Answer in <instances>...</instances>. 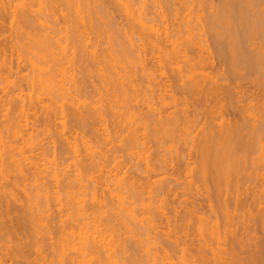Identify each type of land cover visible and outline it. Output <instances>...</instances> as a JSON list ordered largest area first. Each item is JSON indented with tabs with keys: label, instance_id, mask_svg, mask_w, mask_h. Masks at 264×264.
I'll list each match as a JSON object with an SVG mask.
<instances>
[{
	"label": "bare ground",
	"instance_id": "obj_1",
	"mask_svg": "<svg viewBox=\"0 0 264 264\" xmlns=\"http://www.w3.org/2000/svg\"><path fill=\"white\" fill-rule=\"evenodd\" d=\"M95 1L96 0H77V2L76 0H0V26H2L3 28L4 27L3 25L6 24V22L3 21V18H6L5 15L12 17L13 19L12 21H16L17 23V25L14 27L15 29L10 30V32L12 31L11 33H14L13 38H10L7 35L8 37L6 38H9V39L7 40L5 38L6 40H4V42L8 41L9 43L7 42L4 44L3 42V45L0 46V80L1 81L9 80L8 77L13 72L12 71L13 70L12 67L14 65L13 63L16 61L15 62L16 66L14 65L13 67L15 70L14 72L16 75H19L17 77H19L20 78L19 80L22 81L21 84H18V87H15L17 89V93H15L16 91L11 90L8 93L3 94L5 96L4 99L2 98L3 96H1L2 94L0 95V101H3L4 103L5 102L11 103V101H14L15 103V104L13 103L14 104V106L12 107L13 109L11 108V110L13 111H11V114L8 116L9 118L6 117L8 119L5 121V123H3L4 125L2 124L3 127H1L2 130H0V236L2 235L1 237H4L3 235L5 234H1V232L5 229V224H7L6 222L10 221L11 224L9 225L10 226L9 228L11 229V231L9 229V231L5 230V232H7V234H9V232L11 233L9 235H11L13 244L7 245L6 247L7 249L5 248V245L2 244L0 248L3 247L5 251L10 250L9 253L12 255L13 260L16 259L18 263H19V260H21L20 261L21 264H125V261L128 259H126L123 263H121L122 261L120 262V260L123 259V258L121 259V257L128 250L125 248L126 246H124L126 242L125 240H127L126 238L127 236L125 237V235L128 234L129 236L131 234L130 237L132 236V238L135 237V240H139L140 237L149 235L151 231L155 232V230H159L160 227L162 226L160 225V223H158V221H161V219L164 217L165 218L164 220H167V229H168V231L165 232L166 233L165 235H167L166 236L167 238L165 240H168V239L170 240L169 241L170 243L166 241L167 243H169L168 248L166 247L167 244L164 243L163 245H166L164 246L166 249L163 247L164 251H158V252L153 251L152 252V250L155 247L151 245V242L157 243L156 242L157 240L154 238V240L153 241L150 240L151 241L150 242L148 241L150 238L141 239L143 241L141 244L142 246L140 245L141 246L140 249L142 248L143 252H145V254L148 256H151L153 254V258L148 260L149 264H160L159 262H162L161 264H264V244L262 243L258 245V242H257L256 247L258 245L259 248L256 250L254 249L255 251H253L252 250L253 248H252L251 249L253 251L252 253H249V255L242 257L243 255H241L242 254L241 252H244V255L247 252L244 251L245 249L242 250L241 247L239 248V245L243 246V243L239 242L240 240L238 241V234L235 233L236 231L233 230L232 227L230 228L229 226V225H232L231 224L232 219L231 221H229L228 218H226V220H228L229 222L226 221L225 224L228 225L229 227L225 225L224 230L225 232L229 230L230 234H229L228 240H225V242H223L224 240L221 239L219 232H217V229L215 230V226H214L215 223L213 225L212 224L213 221H210L212 222L211 225H213L214 227L210 226V224L208 226V222H209V220H207L208 218L206 219L205 215H203L205 217L201 215L203 213H201L200 211L203 208L199 211L195 207L194 203H189V200L191 199L196 200V198L194 199L192 197L191 199L188 200L189 197H186L184 200H180L178 204L183 203L184 207L181 210H178L177 205H176V200L172 196L176 192L174 193V188H171L170 184H168L169 186L167 185L168 182H165L163 180L164 176L162 175L164 171H165V174H167L166 171L168 170V168H170V170L173 168L174 169L176 168V170L173 169V171H177L178 168L182 166L181 165L182 163L183 171L182 170L181 171L183 175L182 174L181 175L184 177L182 176L181 177L184 179L183 182H184L185 188L184 187L182 188L183 189L182 193L184 195L191 196V193L193 191L195 195L196 194H199L200 196L203 195V197L206 199V203L207 201L209 202V207L213 205L214 201L212 202V200H215L217 207L218 205H220L219 207L223 208V211L221 212V214H225L226 213L225 211H227L228 209H231L227 207L229 206L228 204L230 202L232 203V205H235V206L237 205L244 206L243 203H245V201L247 200L246 199L247 197H245L246 200L243 197L240 198L244 194L242 192L240 194V189L242 188V186L240 185L243 181L242 177H244L245 179V177L247 178L248 175L244 174L245 176H241L242 174L239 172L245 168V165L247 163L246 161L247 158L245 159V157H248L249 155L247 156V153L252 151V147L254 148L256 146V145L254 146L256 141H254L255 138L251 139L252 141H254L252 142L253 145H251V144H248L251 141L248 142L245 139L247 141L245 142L244 139L242 138V136L244 137L245 135H242L243 133L241 134L240 132L246 131L247 129L244 131L242 129L243 127L246 128L247 126L241 125L242 123L241 124L237 122L231 123V122L226 121L227 118L225 119L224 110H223L224 108H226V105L224 104L223 100L226 99L225 102L229 104H233V101L237 102L235 98H238L240 96L237 95L238 94L237 91H234L233 93L235 94L236 92L237 93L236 95L238 96V97H234L236 95L232 96L233 93H231L228 90H227L228 92L226 91L227 92V94H225L226 96L220 95L221 92H223L222 88H224V86L222 88L218 87V86H222V84L221 85L218 83L216 84V82L218 81H215V79L212 80L213 78L212 79L210 78L212 75L214 76L215 74H212V75L210 74L211 76H209V74L206 73L205 68H207L208 64H210V61H211L209 59L210 52L208 54V57L206 53H205L206 55H204L207 45L204 44L205 39H203L202 38L203 36H201L203 35L201 32L202 29L200 30L201 33L197 32V30H199L201 26L203 28L205 25H208V27H210L209 29L206 26L204 28H206L208 31L210 29L215 31L216 29L217 32H215V35L212 36V37H216V36H220L219 34H222L223 28L227 27L228 30H226L227 29L226 28L224 29L225 32H223L225 36L222 35L226 38L228 36H233V35L228 34V32L230 31L231 33H233L232 32L233 30L232 29L230 30V28L231 27L234 28V32L236 33H233V34H236L237 36L234 35L233 37H228L227 38L228 40L220 36V38H223L224 40H227L228 43L232 44V46L227 45L228 43L225 41L227 43L226 44L227 47L231 46V48H233V50H231L233 51V53L232 52H231L232 54L229 53V55L232 57L231 58L229 57V60H227V62L229 61L230 64L232 65L230 66L231 69L233 68L232 70H234V68L235 70L237 68L238 70L243 69L244 71L253 70L254 72H257L259 74L262 72V71L259 72V67H260L259 64L262 63L261 61H259V59L261 56L263 57L264 51L263 50L261 51V48L259 47L260 49H258L256 46V45L259 46V41H258L259 39L256 38L255 36L257 35L258 37L259 35L258 33L260 31L258 29V33H257L256 29H254L255 28L254 26L256 25L254 26L252 25L256 23L257 24L256 27L258 26L260 27L262 24L261 27L263 29L264 23H260V22H262L263 20L262 18L264 17L262 15L264 14L261 13L262 17L260 16V13H259L260 11H258L259 10L258 0H250V2L253 1L251 2V5L254 4L255 7L258 9L256 10L258 12V13L256 12V14L253 12L255 10L249 9L250 6L246 10L247 8L246 5L248 4L244 1L236 0V2L238 1L237 2L238 4H237L235 0H230V2L231 1L233 2V3L231 2L232 3L231 4L230 2H227V0L221 1V2L219 0L221 4L220 3H219L220 5L216 4V7L219 6L222 9V7L225 6L223 9L225 12H227L226 14L232 13V10H234L233 8H230V5L235 6L237 8V9L235 8V10H239L240 12V14H238L239 13L238 11H236V13L235 11H233L232 14H229L230 17L226 15L227 17L226 18L224 17L225 12L222 11L224 12L222 19L220 17L221 16L220 13H219L220 15L215 14V13L209 14V13L216 11V9L215 11H213L214 10L213 7H215L214 5H215L216 0L213 2L214 4L212 5L211 10L209 9L210 8L209 5L211 4L208 5L209 7L208 9L209 11H211L209 13L207 12L208 9L205 10L207 8L205 5H202L206 7V8L202 7L203 9L201 8V6H199L198 11L195 9L197 8L198 6L197 5L194 7V9L196 10L195 12H193V10L192 11L190 10L189 12L188 7L190 6V4H194L195 0H159V1H155L154 3V4H158L159 8L157 7V9H154V4L151 0L150 1L148 0V2L150 3L152 2L151 4L153 5L151 6L149 5L148 2H145L147 0H142V1L119 0L117 2L118 3L117 6L120 8L121 11H123L122 15H124V18L126 19V21L123 24V28L125 26L124 30H126L125 31L126 33L123 32L124 34L123 36L125 37L123 38L126 40V41L124 40L126 42L125 43L126 46L124 43L120 41L123 44L121 45V48L123 46V48L126 49L128 46H130L128 47V49H131L130 50L131 52L127 49L126 50L124 49L122 50L124 54L121 51H120L121 52L120 54L124 55V57H126L127 60H129L128 61L129 63L127 64L130 65L131 59H132L133 60L132 62L138 65L139 67L138 71L140 73L139 83L141 82V77H142L143 79H142L141 84L144 85L145 87L147 86L149 91H151V94L153 93V90L157 88L154 86H158L159 90L158 88L156 90L158 91L157 93L159 94L157 95L158 97L159 95H161V97L158 98L160 102L159 107L153 108L150 111L152 116L151 115L147 116L146 118L147 122L145 121V119L144 121H142L144 123H142L140 120V122L143 125L142 128L144 129V131L141 132L143 136H141V133L139 134V130H140L139 122H138V125L137 124L135 125V122H133V120L131 119H130L131 122L129 120L126 121L127 122L126 127L128 126V122L134 123L136 127L130 126V128L133 127V129L132 128L130 129L129 127H127L129 129L128 130L129 133L127 132L128 135L126 136L127 137L126 145H123V147L125 146L126 150L128 149L132 151L133 149V151L130 152L131 154L129 158L135 159L136 163L135 164L132 163L133 165L137 164L136 166L139 165L141 167L140 169L141 171L140 170L138 171L139 167L137 168L135 166L137 168L136 170L137 175L140 174L141 176L143 174L142 177L144 179L143 180L144 182L139 181L140 180L139 176H137L139 177V180H133L135 179L134 177L135 175H133V177L131 176L133 173L131 175H129L130 174L129 173L127 174L129 176H126V172L124 174V169H122L121 167L122 164L125 162L121 164L120 162H122L123 160L120 161L116 159V157L112 153H110L109 151L110 148H108L109 147L108 144H110V141H109L110 138H108L109 133L108 132H106L108 134L105 133L107 129L106 130L104 129L106 128L105 127L106 123L103 124L106 121L104 120L105 119L104 117L106 116V119H107L108 114L112 112L111 109L115 110L116 107L119 108L121 104L123 106L124 102H126L125 99H128L130 97V95H128L129 89L127 90L128 86L131 87L132 85L131 88L134 90L136 89L137 86L133 88L134 84L132 83L134 82H132V80L131 81L129 80V78L131 77L130 72L132 71L126 72V70L121 69L125 71L124 72L125 74H123V71L117 72L118 68H122L121 66H117V63H116L117 59L119 60V63L123 60V59L122 60L120 59L121 57L117 58L115 55L114 56L116 58L114 56H108V54L111 55V52H113L109 48L108 50H110V52L107 53L106 55L107 58H105V56L103 55L104 54L103 52H102L103 54L100 55V53H98L99 50L98 52L96 50V47L99 46L98 45L99 41L96 40L95 37L98 36L97 34L101 35L103 29L100 31V33H98V31L100 30V28L98 27H100L101 25L97 23L96 20H98L99 22L100 17L96 19L95 14H99L101 10H102V14L104 12L105 15L108 14V12L105 11L104 9L105 7L104 8L101 7L104 10L101 9L99 3H95ZM197 1L198 2L196 1L195 2L201 3V1L205 2L206 0L205 1L197 0ZM239 1L241 4L239 3ZM137 2L138 4L139 3L141 4L138 5ZM222 2H225L226 5L225 3H223V6H221ZM234 3L237 4L238 7ZM255 3L257 4V6ZM97 4L99 5L98 9L100 11L96 9L98 7ZM242 4L244 7L242 6ZM59 6H63L65 10L64 12H66L62 14L63 10L61 9L62 10L61 13L60 11L58 12L60 13V16L63 19H65L66 22L71 23L69 27L70 34H66L65 37H59V35H57L56 25L58 24H56L55 20L53 21L50 19L53 16H55L56 12L58 11ZM72 6H74L73 8H74V11L76 10V12L79 11L76 9V7L79 9L81 7L86 12L87 18L86 16H84L86 19V22L85 20H81L83 18L79 17V15L81 16V14L85 15L84 11L83 13L80 14V12L82 11L80 10L77 13L74 12L76 13L74 14L72 11L73 9ZM219 7L218 9H220ZM243 8L245 9V11ZM183 9L186 10V11L184 10V13L182 12ZM199 9H201V11ZM202 10H205V11H202ZM250 10L252 11L250 12ZM71 11L73 14L71 13ZM203 12H206L208 16L206 13H204L206 14L205 16L207 17L203 18V15H204ZM93 13H94V16H93ZM234 13L237 16L234 15ZM245 13L249 17L254 16V18L259 20L260 22L258 21L259 23L258 22L254 23L248 16L247 17L244 16ZM233 16H235L236 18L240 17L241 19H244V20H241L239 18L238 19L234 18L235 21L238 20L236 22H241L240 23L242 24L241 27H243L244 30L239 28V26L235 25V21H233L234 20ZM49 19L51 20V22ZM227 19L228 20L231 19V20H229V22H226ZM231 21L233 22V25L238 28V30L232 24H230L232 23ZM223 23L224 24L226 23L228 25L230 24L232 26L229 27L230 25L229 26L226 25L225 27H223L224 26ZM221 26H222V30L220 28ZM252 26L255 32L251 31ZM12 27L13 25L10 27V29H13ZM88 28L90 29V31L91 29L92 31L94 30V32L96 31V33H93L97 35V36L94 35L95 39L93 37L92 38L89 37V33L87 32ZM245 29L247 30L245 31ZM3 30L1 32V29H0V33L3 34ZM238 31L241 33L242 32L244 33L245 31V33L247 34L243 35L239 33ZM212 32L210 33L212 34ZM248 32H252V34L253 33L255 34L254 37L258 41V44H257V41L255 42L256 43L255 46L253 45L255 39H253V36H251L252 35L251 33L250 35H248L249 34ZM0 36L2 35L0 34ZM250 36L252 38H250ZM248 38H250L253 42L251 43V40ZM230 40H232L231 41L232 43L230 42ZM246 40H247V43H246ZM249 41L251 45L257 48L258 51L255 50L254 47H252V49H254L255 52L257 51L256 54L254 51H252L254 53L249 51L251 49V46L250 48L246 46V45H249ZM69 42H71L70 43L71 45L69 44ZM244 42L246 43V45ZM1 43L2 42H0V44ZM214 48H213L214 51L215 50L220 51V52L215 51V53L217 52L216 54L217 57L219 56L218 54L221 55L223 53V55H226L225 53H227V52L221 53V50H220L221 47L217 48L216 46H214ZM105 51L107 50L105 49ZM227 51H230V50L227 49ZM258 52H262L263 55L261 53L260 54L261 56H260ZM132 53H135V54L132 55ZM223 55H221L222 59H223ZM89 56L92 58V59L90 58L89 60L90 61L92 60V62L95 63L94 64L95 66L97 64L100 66V64H102L101 63L102 61H106L107 63L108 61L113 62V60L115 59L113 63L116 64L117 66L116 68L113 63H112L113 64L112 66V64L109 65L110 62H108L109 64L107 63V65L105 62H103V65L108 66L109 69H110V66L113 67L112 70H109L112 72H109V71H108L109 73L106 72L108 70L107 68H106L107 70L104 68L106 66L104 67L100 66V70H99L98 65L96 66L98 69L97 71H103V69H105L104 71L106 74L104 73L105 75L103 76L106 80H108L114 92V95H113L114 97H112L111 99H114V98L115 99L110 100L111 102L109 101V103L111 104L110 106H108L109 108L108 111L110 110L111 112L109 111L110 112L109 113L106 110L108 112L107 115H103L102 117L101 113L105 114L106 108L105 109L102 108V110L104 109L105 112L101 110L99 114H96L98 113V112L95 113V111H98L97 108L95 109L96 104H94L93 106V103L91 104V103L85 102V100H83L84 101L83 102L82 99L78 96L85 105L88 103L87 104L88 106L85 109L81 108V110H78V111L75 110V111L78 113L80 111H83V112L86 111L87 113L85 115L90 119H92L95 116L94 119L96 121L100 117L101 120L99 119V124L100 123L103 124V127H104V128H101L102 125L101 127L99 126L102 131L99 130V128L95 126H93V128L90 130L91 127L89 128L87 125L89 129L86 130L87 132L85 130L83 132L82 130V133L81 131L79 132L73 127L75 131L79 132L78 133V132H74L72 128H69L68 126H66L70 122L65 124L66 120L64 119L67 117V114H65L66 113L65 110L67 108L65 106L69 104V106L71 107V105L73 106V104L75 105L77 104V106L74 108L78 109V105L82 103L80 99L77 97V95L74 94L76 93V91L71 89V87L69 86L70 81H72L71 79H73L69 66L71 67L73 64L75 66L76 63L79 66L80 65L84 66L85 63L84 64L82 63L86 62V58ZM101 56H104V57H101ZM131 56H133V58H130ZM108 57H111V58H108ZM126 58L124 59L126 60ZM104 59H110V60H104ZM125 60H123L122 63H124ZM127 60L125 62H127ZM261 60L263 61L262 64L264 66V58ZM23 61L25 62V65L28 64L29 66L28 72L25 74H21L22 68H21L20 63ZM263 66L261 65V67ZM3 68L8 69L9 73L6 70L7 71L6 73L8 75L7 74L5 75V72L4 73L2 72ZM85 68L83 67L82 69H85ZM123 68L127 69V66L125 67L123 66ZM166 68L169 70V72L170 71L173 73L175 72L174 74H171L170 72V75L174 81L179 80L181 82L180 83L181 90H184L183 95H185L183 96L181 94L182 99H180L181 97H177L178 95L170 93V90L168 89L170 85H167L165 82H164L165 84L158 83V81L161 83L163 81L158 80V76H156V74L160 73L161 75H164V77H166L165 76ZM260 69L262 70V68ZM228 72L231 73L229 70ZM88 73L90 74V71H88ZM263 74L264 73L262 72V75ZM174 76L177 80L174 79ZM225 76H227V74ZM206 78H210L207 80H211L209 81V83L210 82L212 83V84H209L210 86L208 85V87L206 83ZM130 79H132V77ZM154 79H156L157 82L154 83ZM165 79L163 80L165 81ZM125 82L126 83L128 82V84H131V85L127 84L128 86L126 85L127 87L126 88ZM262 82L264 83V80ZM156 83H158V85ZM225 87L228 88L229 86H225ZM219 89L221 92L219 91ZM238 89L240 90V88ZM3 90L4 88H1V92ZM156 90L154 91V93L156 92ZM181 90L180 91L176 90V92L177 91L181 92ZM260 93H261V96H259ZM262 94H263V98H262ZM252 95H253L252 97H257L255 99L256 102H254L256 104V107L259 108V105H260V109L263 110V111H260L262 113L258 111L260 113V117L258 113V119L260 118L259 125L258 126L254 125L256 127L255 129L258 132L252 133V135L256 134L257 138L259 137L264 138V88H263V93L259 92V95L257 94L256 96H254V94L252 93ZM119 96L123 98L121 99L122 101L119 100L120 99ZM186 96H189V97H186ZM242 96L244 95L242 94ZM190 97H193V99H195L194 101L198 102L197 104L198 108L196 106H193L194 109L193 107H191L194 111L189 109L190 106L187 104L189 101V99L187 100V98H190ZM243 98H246V97H243ZM253 99L251 98V100ZM179 100H182V101H179ZM243 100L244 99H242V101ZM118 101L122 103L117 105L119 103ZM89 104L91 107L90 110H89ZM125 105H127V103L124 104L125 110H123V112L118 113L117 109L114 111L115 114L118 113L114 116V118L117 117V115H120L121 117V115H124L126 110L128 111V108H130V103L128 104L127 107ZM169 105L174 107L173 111H169L166 113L165 111L161 110L164 108L166 109V107ZM234 105H236V103ZM251 106H253V104ZM37 107L38 108L42 107L41 109L43 113V120H42L43 122L38 121L40 123L39 129L43 127L42 125H45V128L43 129L47 131L51 130L49 131L51 133H53L52 130L54 129L55 131L54 134L58 133L56 136L59 135V137L60 136L62 137V140L61 138H59L61 140L60 143L62 145H65V147H63L62 145H61L62 147L61 146L60 147L67 149L66 151L71 152L70 153L72 154L70 155L72 157L70 158L72 159L71 164L68 163L67 166L64 165L65 167L62 166V168H60L59 163L56 164L57 163L56 160H55L56 162L54 161V159L50 160L49 158L46 157V154L43 155V154H40V152L39 154H37L34 151L36 150L35 148H37L36 145L34 144L35 143L37 144V141L41 140L40 137L38 136V133H40V131H43V130H40L38 132L39 130V129L37 130L38 126L37 128L35 126V125H38V123L36 124L37 122L36 120H40L38 119V117L37 119L34 117V115L36 114L35 112H37L38 110ZM92 107L94 109L93 112L95 113V115L93 112H90L92 111ZM235 107H237V105ZM235 107H234V110L236 109ZM238 107H241V106L239 105ZM120 108H123V107H120ZM196 108L201 110V112L203 110L202 115H200L201 112L200 114L198 113L199 110H197ZM246 108L244 107L242 108V110L245 111ZM248 108L249 109L247 111L250 110V107ZM253 108L254 107H252V109ZM242 110L240 111L242 114L239 111L238 112L241 115H244L245 113H243ZM191 111H193V113H191ZM251 111L250 113L252 115L253 110ZM88 112L90 116L88 115ZM130 112L128 114V117L130 114L131 116L133 114ZM9 113H7V115ZM76 114L77 113H75V117L73 116L74 118H77ZM78 115L81 116L82 114L79 113ZM85 115H82V116L85 117ZM234 115H236L235 112H234ZM254 115L255 114H253L252 116L254 117ZM32 116L35 118L34 119L36 121L35 124H34V121L32 124L29 121ZM68 116L71 117V115H68ZM201 116H204L205 119L204 118L200 119L199 117ZM87 117L85 118L82 117L83 121L85 120L84 122L89 120V119L86 120ZM109 117L110 119L112 117V123L114 122V120H116L115 122L117 124L119 123L117 122V120L119 121L122 119V117L121 119H116V118L114 119L113 116H111V114ZM248 117L249 116L246 117L245 115V118H248ZM216 118H220V119H217L218 121H216ZM239 118L243 119V116L242 117L240 116ZM236 119H234V121ZM80 120L81 118H79V120L74 119V121H77L75 122V124L76 123L80 124L83 122L82 120L81 122H79ZM123 120H124V117H123ZM200 120H202L203 122ZM246 120L247 119H245V121ZM93 121H91V123ZM29 123L31 124V126ZM41 123L43 124L41 125ZM86 123H89V121ZM86 123H83V124L86 125ZM122 123L123 121L121 122V125ZM246 123L244 122L243 124L246 125ZM124 124L122 126H124ZM57 126L61 127V128L59 127L60 130H57L55 128ZM33 127H35V129H33ZM66 127L69 129H72L73 131L69 129L67 130ZM115 127H118V126H115ZM123 128H125V126ZM29 129L31 132H29ZM147 131L149 132L147 133ZM145 133H147L148 136L150 135L149 133H152L151 136L154 137L155 139L154 143H156L157 145L159 142L163 143V140L161 139H166V138H170L172 140L174 139V143L176 142V139L177 140L179 139L178 142H180V140L182 141L180 143V145L182 144L181 148H179L180 146H177L178 144L176 143H175L176 145L174 143L173 144L170 143V145L167 146V148L162 150L160 148V145H161L160 144L158 146L160 151L159 150L157 151L156 149L157 146L155 148V152L157 151V156L159 152L161 154V151H163V154L161 155H165L166 153H168L169 157L167 156L168 157L167 159H169L172 157V154H173L174 155V157H172L173 159L171 160L169 159L170 161H167V159H163L165 156H163L162 159H160V157L158 156L159 157L158 159V158L153 157L152 155L151 156L153 158H149L150 154H154L153 153L154 150L149 151L150 149L147 146L148 143H146L148 142L147 137H146L147 135ZM175 133H177L179 136L175 135ZM151 136H150V139H153L151 138ZM143 138L145 139L143 140ZM36 139H40V140L36 141ZM258 140L261 141V139H258ZM62 141L64 144L62 143ZM166 143L164 142V145H166ZM183 148H185V150H183ZM179 149H182V150L180 151ZM60 150L58 149V151ZM83 151L85 153L87 152L88 155L92 158L91 160V158L89 157L91 160L90 161L88 156L86 157L87 155L86 153L85 158L88 159L89 162L86 161L88 164L83 163V161L85 162V159H83L84 157L82 158ZM164 152L166 153L164 154ZM170 153H171V156H170ZM78 156H80L83 160L81 158H78ZM132 164L130 165L132 166ZM136 168H133V170H135ZM259 169H257L256 174L262 175L263 177L262 180L264 181V171L262 172V174H259ZM136 171L135 172L133 171V172L136 174ZM138 172H141L142 174ZM122 173L124 175H122ZM251 177L252 176L248 178L250 179ZM262 180L261 182H263ZM24 181H26L25 184L23 183ZM138 181L139 183L137 184ZM261 186H262L261 189L264 190V182L261 184ZM203 191L205 193H203ZM144 194H147V197H146L148 199L147 201H145V198L142 197ZM169 194L170 195L172 194L171 195L172 198L169 196ZM200 199L201 197L199 198V200ZM53 204L54 206L57 205L56 208L66 214V215L64 214L65 218L63 220L60 217V213H59V217L62 219L61 220L59 218L60 222L68 221L69 225H67L66 228H63L65 227L63 226V224H66V223H63V224L58 223L57 230H59L58 229L59 225H61L62 227L60 226L61 229L59 230V232L57 230L55 232V233L58 232V236L55 234L58 237V241L56 238L57 242L54 243V246L52 245V241L51 243L48 242V244L52 245L50 248V251H52V255H53V256L50 255L51 253L49 254V256H52L53 259L52 258L48 259L49 260L48 261L46 259L47 255H43L42 245L45 243L44 239H47L48 236H51L50 234H53V232L55 231L54 230L52 232L50 230L51 226L49 227V224L51 223L50 219H52L51 217L53 213L50 215V212L48 211L51 210L49 208ZM213 207L210 208V212L212 211V213L214 212ZM167 209L169 210L165 211ZM219 210L221 211V209ZM259 211H261L260 208H259ZM139 214L142 215L140 216L141 218H138ZM49 215H50V219L47 218V216ZM57 215L58 214H56V216ZM155 215L157 216L155 217ZM226 215L228 216L230 215V213L225 214V217ZM157 217L159 218L162 217V218H160V220L159 219L157 220L156 219ZM228 217L230 218V216ZM44 218H46L45 220L49 219L50 223L49 224L45 223V220L43 221ZM55 218L54 220L57 219ZM214 218L213 220L215 222ZM255 218H256L255 220H257L258 223L261 221L260 223L263 225L264 224L263 223L264 222L263 221L264 211L259 212L258 217H255ZM172 221L174 222L173 223L174 225L171 224ZM191 222L192 224L195 223L194 225L195 228L194 226H192L193 227L192 229H195L196 231L194 230L193 232H196L195 234H198L197 242L196 244H194L193 247H189V243H188V236L189 234H191L189 233L190 230L188 231L189 229L188 227L190 226ZM118 223L124 225L126 230L124 229V227H123V230L127 232V234L125 232L118 231L119 230V228L117 227ZM216 223L218 224V221H216ZM25 224L30 225L29 232L32 234H28V232L25 234L24 230L26 229H23V227L26 226ZM53 225L54 224L52 223V226ZM32 226L33 227L36 226L37 228H39V230L37 228L33 229ZM38 226H41V227H38ZM44 226H45V230L42 229L44 228ZM26 227L28 228V226ZM260 227L264 228V226H260ZM51 228L53 229V227ZM5 232L3 231V233ZM22 232L24 234H22ZM122 233H124V238L126 239L122 238L123 237ZM251 234H252V231H251ZM23 236L24 237L26 236L27 238L29 236V240L26 242L25 241L23 242V240H25ZM22 238L23 240H21ZM2 240L4 242V239ZM2 240L0 242H2ZM261 240L259 239V241ZM222 244H225V246L222 247ZM179 245L181 246V248L179 249L181 250L179 251L181 252V255L177 258V255H175V253H178L176 252L178 249L177 250L175 249L176 251H174L173 249L174 247H177V246L179 247ZM8 246H10L9 247L10 249L8 248ZM246 247H248V245ZM171 251L172 253H174L173 255L176 256V258L179 261L174 260L176 258H173ZM32 252L34 253L33 254L34 258L28 260L29 257L31 258ZM123 257H126V256H123ZM134 257L136 258L135 260L139 259L136 256ZM157 258L160 260H158ZM130 260H131V257L129 259V262ZM135 260H132L134 264L138 263L140 259L134 262ZM157 260L159 262H157ZM133 263L130 262L129 264H133ZM0 264H3L2 259H0Z\"/></svg>",
	"mask_w": 264,
	"mask_h": 264
},
{
	"label": "rangeland",
	"instance_id": "obj_2",
	"mask_svg": "<svg viewBox=\"0 0 264 264\" xmlns=\"http://www.w3.org/2000/svg\"><path fill=\"white\" fill-rule=\"evenodd\" d=\"M119 0H96L95 1V3H99V5H100V8L101 7H105L104 9H105V11L106 12H108V14H106L105 15V13L103 12V14H102V10H101V12L99 13V14H95V17H96V19L97 18H99V22H98V20H96L97 21V23H99L100 25V27H98V28H100V30L98 31V33H100V31L102 30V33H101V35H99V34H93V33H96V31L94 32V30L92 31V29H91V31H90V29L88 28L87 29V32L89 33V37H93L94 38V35L95 36H97V37H95L96 38V40H98L99 41V46H97L96 47V50H97V52H98V50H99V52L98 53H100V55H102L103 53V55L105 56V58H107V53H109L110 52V50L111 51H113V52H111V55H109L108 54V56H116L117 58H120L121 60L123 59V60H125L124 58H126V57H124V55H122V54H120L121 52L123 53V51L122 50H124L125 48H123V46H122V48H121V45H123L122 43H126L125 41V37L123 36L124 34H123V32L124 33H126L125 31L126 30H124V28H125V26H124V28H123V24H124V22L126 21V19L124 18V15H122V12L123 11H121L120 10V8L117 6L118 5V2ZM138 1V0H137ZM139 1H142V0H139ZM150 1V0H149ZM152 2H153V4L155 3V1H159V0H151ZM196 2H198L197 0H195ZM194 1V4H190V6L188 7V9H189V12H190V10L192 11L193 10V12H195L196 10L198 11V7L199 6H201V8L202 7H205L204 9L205 10H207L209 7V9L211 10V8H212V5L214 4L213 2L215 1V0H204L205 2H202L201 0H199V1H201V3H196ZM211 1V2H210ZM221 1H225V0H220V2ZM240 1H244V2H246L248 5H246V10L249 8V6H250V8L249 9H253V10H255V11H253L255 14H256V10H258V11H260L259 13H260V16H261V13H263L264 14V0H258V9L255 7V5H254V7H253V5H251V2H253V1H251L250 2V0H240ZM240 1H239V3H240ZM76 2H77V0H76ZM144 2V1H143ZM145 2H148V0L147 1H145ZM144 2V3H145ZM151 2V3H152ZM207 2H209V3H207ZM217 2V0L215 1V7H213L214 8V10L213 11H215V9H216V11L215 12H212V13H209V12H211V11H209V9H208V13L209 14H221V19H222V17H223V14H224V7H222V9H221V7H219L220 9H218V7H216V4H218V5H220L221 3L219 2V0H218V2ZM227 2H230V0L228 1L227 0ZM232 2V1H231ZM230 2V3H231ZM235 2H236V0H235ZM238 2V1H237ZM236 2V3H237ZM255 2V1H254ZM80 3V2H79ZM113 3H115V4H113ZM143 3V4H144ZM149 3V5L151 6V5H153V4H151L150 2H148ZM158 3V2H157ZM203 3V4H202ZM220 3V4H219ZM223 3H225V2H222V5L221 6H223ZM233 3V2H232ZM231 3V4H232ZM243 3V2H242ZM245 3V4H246ZM75 4V3H74ZM137 4H138V2H137ZM136 4V5H137ZM139 4H141V3H139ZM138 4V5H139ZM209 4H211V5H209ZM235 4V3H234ZM238 4V3H237ZM237 4H235V5H237ZM241 4V3H240ZM244 4V5H245ZM256 4V3H255ZM99 5L97 4V8L96 9H98L99 8ZM146 5H148V4H146ZM155 5H157V6H155ZM198 5V6H197ZM202 5H205V6H202ZM208 5H209V7H208ZM225 5H226V3H225ZM134 6H135V4H134ZM195 6H197V8H195L194 9V7ZM242 6H243V4H242ZM256 6H257V4H256ZM74 6H72V8H73ZM76 7V6H75ZM157 7H158V4H154V9H157ZM227 7V6H226ZM237 7H238V5H237ZM241 7V6H240ZM244 7V6H243ZM36 8V7H35ZM103 8H101V9H103ZM159 8V7H158ZM229 8V7H228ZM230 8H233L234 10H232V13H233V11H235V13H236V11H238L239 12V10H235V6H231L230 5ZM60 9V10H59ZM63 11H62V10ZM76 9L77 10H82L81 12H80V14L81 13H83V9L80 7V9L79 8H77L76 7ZM103 9V10H104ZM203 9V8H202ZM237 9V8H236ZM244 9V8H243ZM99 10V9H98ZM184 10L185 9H183V13H184ZM200 11H201V9H199ZM205 10H202V11H205ZM230 10V9H229ZM60 11V13H61V11H62V14L63 13H66V12H64L65 10H64V8H63V6H59L58 7V11L56 12V14H55V16H53L52 18H50L51 20H55L56 21V24H58V25H56V33H57V35H59V37H65V35L66 34H70V32H69V27H70V22H66V20L65 19H63L61 16H60V13H58ZM72 11H73V13L74 12H76V10L74 11V8L72 9ZM72 11H71V13H72ZM79 11H77V12H79ZM100 11V10H99ZM186 11V10H185ZM199 11V12H200ZM219 11V12H218ZM222 11H224V12H222ZM227 11V10H226ZM242 11V10H241ZM244 11H245V9H244ZM252 10H250V12H251ZM261 11H263V12H261ZM76 12V13H77ZM217 12V13H216ZM249 12V11H248ZM252 12V13H253ZM72 13V14H73ZM76 13H74V14H76ZM84 13H85V15L83 14H81V16H83V17H81L79 14V17L80 18H83V19H81V20H85V22H86V19H85V17L84 16H86V18H87V14H86V12L84 11ZM185 13H187V12H185ZM204 13H206V12H203V14ZM227 12H225V15H224V17H226V15L227 16H229V14H232V13H228V14H226ZM234 13V15H236ZM247 13V12H246ZM246 13H245V15L244 16H248V15H246ZM253 13V14H254ZM258 13V12H257ZM124 14V13H123ZM193 14V13H192ZM207 14V13H206ZM206 14H204L203 15V18L204 17H207L208 16V14H207V16H205ZM219 14V15H220ZM238 14H240V12L238 13ZM243 14H244V12H243ZM249 14V13H248ZM254 14V15H255ZM100 15V16H99ZM250 15H252V14H250ZM259 15V14H258ZM93 16H94V13H93ZM105 16V17H104ZM237 16V15H236ZM262 16H264V15H262ZM261 16V17H262ZM4 17V16H3ZM5 17L6 18H3V21L4 22H6V24L5 25H3L4 27L2 28V26H0L1 28V32H2V30H3V34L2 33H0L2 36H0V42H2L1 44H0V46L1 45H3V42H4V40H8L9 38H6V37H10V38H13V34L14 33H11L10 32V30H14L15 28V26L17 25V23H16V21H12L13 19H12V17H9L8 15H5ZM8 17V18H7ZM230 17V16H229ZM240 17H241V15H240ZM240 17H235V16H233V19L235 18V19H241ZM249 17V16H248ZM108 18V19H107ZM110 18V19H109ZM227 18V17H226ZM244 18V17H243ZM254 23L255 22H258L259 20H257V19H255L254 18V16L252 17V16H250L249 17ZM49 19V20H50ZM101 19V20H100ZM225 19V18H224ZM232 19V20H233ZM235 19L233 20V21H235ZM249 19V20H250ZM263 19V20H262ZM261 20H262V22H260V23H264V17L262 18ZM6 20V21H5ZM51 20H50V22H51ZM229 20H231V19H229ZM229 20L227 19V21L226 22H229ZM241 20H244V19H241ZM256 20V21H255ZM12 21V22H11ZM225 21V20H224ZM236 21H238V20H236ZM235 21V25L236 26H239V28H241V29H243L244 30V28L243 27H241V25L242 24H240L241 22H236ZM251 21V22H252ZM58 22V23H57ZM232 22V21H231ZM258 22V23H259ZM224 24V23H223ZM223 24H222V26H223ZM230 24H232L233 25V22L232 23H230ZM229 24V25H230ZM7 25H9V26H7ZM13 25V29H10V27ZM221 25V24H220ZM229 26L228 24H224V26L223 27H225V26ZM232 25H230L229 27H231ZM253 26L254 25H256L257 26V24L255 23V24H252ZM259 25V24H258ZM206 27H208V25H205ZM204 26V27H205ZM222 26L220 27L221 28V30H222ZM234 26V25H233ZM243 26H244V24H243ZM250 26H251V24H250ZM253 26H252V32L254 31L255 32V30H253ZM256 26H254L255 28L254 29H256V31H257V33H258V29H259V35H258V37H257V35L255 36V34L253 33L252 34V32H248L249 34L248 35H250V33L252 34L251 36H253V39H255V41H254V43L257 41V39L256 38H258L259 40V46L258 45H256V43L254 44L253 43V45L255 46H257V48L258 49H260L261 48V51L263 50L264 51V24H263V29H262V24H261V26L259 27H256ZM5 27H6V29H5ZM202 28V26H201V28L199 29V30H197V32H199V33H201L202 32V34L203 35H201V36H203L202 38L203 39H205L204 40V44H206L207 46H206V51L204 52V55H206L207 54V57H208V54H209V52H210V54H209V59L211 60L210 61V64H208V66H207V68H205L206 69V73H208L209 74V76H211L212 74H215L214 76L212 75L210 78L212 79V80H214L215 79V81H218V82H216V84L218 83V84H222V86H218V87H223L224 86V88L226 89L227 87H225V86H229L226 90L224 89V88H222L223 90V92H225V93H223V92H221L220 91V89H219V91L221 92V94L220 95H223V96H226L225 94H227V92L228 91H230L231 93H233L234 91H237V93L235 92V94L233 93L232 94V96H234V95H238V96H240V97H238L237 95L236 96H234V97H238V98H235V100L237 101V102H234L233 101V104H229V103H227V102H225L226 101V99H224L223 100V102H224V104L226 105V108H224L223 110H224V115H225V119L227 118V120L226 121H228V122H231V123H234V122H237V123H242L241 125H243V126H247L246 128L245 127H243V131L244 130H246V131H244V132H240L242 135H245L244 137L242 136V138L244 139V141L245 142H249V141H251V142H249L248 144H251V145H253V143L252 142H254V141H256L255 142V144H254V148L252 147V151L251 152H249V153H247V156L248 157H245V159L247 158V163H246V165H245V168L244 169H242V168H240V169H242L239 173H241L242 175L241 176H245L244 174H247L248 176H247V178L248 177H250V176H252L250 179L248 178H246L245 177V179H247V180H245L244 179V177H242V183H241V185L240 186H242V188L240 189V194H241V192L242 193H244L240 198H244L245 199V197H247L245 200V203H243V205L244 206H242V205H237V206H235V205H232V203L230 202V201H228V202H230L228 205L229 206H227V207H229V208H231V209H228L227 211H225L226 213L225 214H229L230 213V215H228V216H230V218L226 215V217H225V214H221V212L223 211V208H221V207H219L220 205H218V207H217V205H216V201L215 200H212V202H213V205H214V207H213V205L212 206H210L209 207V202L207 201V203H206V199L203 197V195H199V194H194V191L191 193V196H189V195H184L182 192V188L184 187L185 188V185H184V179L182 178V177H184V176H182L183 174H182V171H183V169H182V166H183V164L181 163V165L182 166H180L179 168H178V170L177 171H173V169H171L170 170V168H168V170H167V168H166V170L168 171H166V173L167 174H165V171H164V173H162V175L164 176L163 177V180L165 181V182H168L167 183V185L168 184H170L171 185V188H174V195H175V197H174V195H172L173 196V198H175V200H176V205H177V209L178 210H181L183 207H184V205H183V203H181V204H178V202L180 201V200H184L186 197H189L188 198V200L189 199H191L192 197L195 199L196 198V200H193V199H191V200H189V203H194V205H195V207L200 211L202 208V210L200 211L201 213H203V214H201L202 216L203 215H205L206 216V219L207 220H209V222H208V226H209V224H210V226H213L214 225V223H215V230L217 229V232H219V235H220V237H221V239L222 240H224L223 242H225V240H228V237H229V230L227 231V232H225V230H224V226L226 225L225 223H226V221H231V219H232V221H231V224L232 225H229L230 226V228L232 227V229L233 230H235L236 232L235 233H237L238 234V241L239 242H241V243H243V246H240L239 245V248L241 247L242 248V250H244L245 252H247V253H245V255H244V252H241L242 254L241 255H243L242 257H245V256H247V255H249V253H252L253 251H255L256 249H258L259 248V244L260 243H262V244H264V228L263 227H260V226H264V224L262 225L260 222L258 223L257 222V220H255L256 218L255 217H258V213L259 212H263L264 211V209H262V208H264V207H262V206H264V190H262L261 189V184L264 182L263 180H262V175H258V174H256L257 173V169H259V168H261V169H259V174H262V172L264 171V138H257V135L256 134H253L252 135V133H255V132H258L255 128V126L254 125H256V126H258L259 125V123H260V118L258 119V113L260 112V111H263L262 109H260V105H259V108H257L256 107V104L254 103V102H256L255 101V99L257 98V97H252L253 95H252V93L254 94V96H256L257 94L259 95V92H262L263 93V86H264V83L262 82L263 80H264V74L262 75V72L264 73V66H263V61L261 60V59H263L264 58V55H263V53L262 52H258L259 53V55L262 53V55H263V57L261 58L260 56V59H259V61H261L262 63L261 64H259L260 65V67H259V72H261V73H257V72H254L253 70H250V71H244L243 69L242 70H238L237 68H236V70H235V68H234V70H232L231 69V67L230 66H232L231 64H230V62L228 61L227 62V60H229V57L231 58L232 56H230L229 55V53H233V51H231V50H233V48H231V46H232V44H230V43H228V37H233L234 35L235 36H237L236 34H233V33H236V32H234V28H230V30L232 29L233 31V33H231L230 31L228 32V34H230V35H233V36H228V34H227V36L228 37H224L225 35L223 34V32H225L224 31V29H226L227 27H225V28H223V32H222V34H219L221 37H223L224 39H227V40H224L223 38H220V36H216V37H212L213 35H215V32H217V30L215 29V31L214 30H207L206 28ZM235 27V26H234ZM66 28V29H65ZM210 27H208V29H209ZM235 28H237V27H235ZM261 28V29H260ZM203 31H202V30ZM205 29V30H204ZM217 29H218V27H217ZM249 29H250V27H249ZM200 30H201V32H200ZM226 30H228V28L226 29ZM237 30H238V28H237ZM240 30V29H239ZM242 30V31H243ZM247 29H245V31H246ZM212 31H214V32H212ZM245 31H244V33L242 32H239V33H241V34H243V35H246L247 33H245ZM249 31V30H248ZM91 32V33H90ZM209 32V33H208ZM210 32H212V34L210 33ZM218 32H219V30H218ZM220 33H221V31H220ZM227 33V32H226ZM225 33V34H226ZM10 34H11V36H10ZM205 34V35H204ZM238 34V33H237ZM8 35V36H7ZM210 35H211V37H210ZM222 35H224V36H222ZM3 36H5V37H3ZM126 36V35H125ZM206 36H207V38H206ZM250 36V38H252ZM256 38H255V37ZM124 37V38H123ZM242 37H244V36H242ZM246 37V36H245ZM247 37H249V36H247ZM4 38V39H3ZM6 38V39H5ZM94 38V39H95ZM123 38V39H122ZM211 40H210V39ZM250 38H248V39H250ZM66 39V38H65ZM230 39V38H229ZM232 39V38H231ZM247 39V38H246ZM2 40V41H1ZM10 40H12V39H10ZM125 40V41H124ZM213 40H215V41H213ZM243 40H244V38H243ZM251 40V39H250ZM70 41V40H69ZM119 41V42H118ZM122 43H121V42ZM124 41V42H123ZM213 41V42H212ZM218 41V42H217ZM228 43H226V42ZM232 40H230V42H231ZM258 41H257V44H258ZM8 41H6V42H4V44L5 43H7ZM67 42V41H66ZM241 42H243V41H241ZM253 41L251 40V43H252ZM9 43V42H8ZM71 42H69V44H70ZM212 43V44H211ZM232 43V42H231ZM245 43V42H244ZM246 43H247V40H246ZM246 43H245V45H246ZM220 44V45H219ZM221 44H222V46H221ZM231 45V46H229V47H227V45ZM260 44H261V46H260ZM263 44V45H262ZM71 45V44H70ZM69 45V46H70ZM253 45H251L250 44V41H249V45H246V46H248L249 48H250V46H251V49H252V47H254ZM125 46H126V44H125ZM124 46V47H125ZM128 46V45H127ZM213 46V47H212ZM214 46H216L217 48H220V50H221V53L222 52H227L228 53V55H227V53H225L226 55H223V53L221 54V55H223V59L221 58L222 56L220 55V54H218L219 56L217 57V52H220V51H217V50H215V51H217L216 53H215V51H214ZM71 47V46H70ZM106 47V48H105ZM128 47H130V46H128ZM128 47L126 48L127 50H131V49H128ZM208 47V48H207ZM260 47V48H259ZM107 50V51H105V49ZM108 48L110 49V50H108ZM214 48V49H213ZM216 48V49H217ZM247 48V47H246ZM257 48H255L254 47V49L255 50H257ZM71 49V48H70ZM104 49V50H103ZM125 49V50H126ZM227 49L228 50H230V51H227ZM249 50V51H254V49H252V50ZM73 50V49H72ZM219 50V49H218ZM71 51V50H70ZM121 51V52H120ZM128 51V52H129ZM258 51V50H257ZM256 51V52H257ZM103 52V53H102ZM105 52H106V54H105ZM131 52V51H130ZM129 52V53H130ZM255 52V51H254ZM254 52H252V53H254ZM256 52H255V54H256ZM113 53V54H112ZM116 53V54H115ZM206 53V54H205ZM231 53V54H232ZM257 53V54H258ZM124 54V53H123ZM135 53H132V55H134ZM124 57H122V56ZM104 56H101V57H104ZM114 56V57H115ZM224 56H226V57H224ZM114 57H112V58H114ZM115 57V58H116ZM228 57V58H227ZM88 58V59H87ZM86 58V62H83L82 64H84V68L85 69H82L77 63L75 64V66H74V64L70 67L69 66V69H70V72H71V74H72V78L73 79H71L72 81H70V84H69V86L71 87V89H73V90H75L76 91V93H74V94H76L77 95V97L79 96L81 99H82V101L83 100H85V102H88V103H93V106H94V104H96L95 105V109L97 108V110L98 111H95V113L96 112H98V113H96V114H99V112L102 110V108H106L105 109V111L107 110L108 111V106H110V104L111 103H109V101L110 100H114V99H111L112 97H114L113 95H114V92H113V90H112V87H111V85L109 84V82H108V80H106L105 78H104V76L103 75H105L106 73H105V69L107 70L106 72H108L109 70H112V66H113V62H114V60H113V62H111V61H108V62H110V64L109 65H111L112 63V66H110V69L108 68V66H106L107 65V63H106V61H102L101 63L102 64H100V66L101 67H104V66H106V67H104L105 69H103V71H97L98 69H97V65L95 66L94 64V62H92V60L90 61L89 59L91 58L90 56L89 57H87ZM108 58H111V57H108ZM130 58H133V56H131ZM221 58V59H220ZM92 59V58H91ZM226 61H225V60ZM14 60H16V59H14ZM104 60H110V59H104ZM120 60V61H121ZM122 60V61H123ZM126 60H127V58H126ZM125 60V61H126ZM122 61L119 63V60L117 59V66H121L122 68H118V71L117 72H121V71H123V70H121V69H124V70H126V72H128V71H132V72H134V73H132V72H130V76L132 77V79H130L129 78V80L131 81L132 80V82H134V83H132V84H134V86H133V88H135L136 86V89L134 90V89H132L131 87H132V85L131 84H128V82L126 83L125 82V87H126V85L128 84V85H131V87H129L128 85V88H127V90L129 89V94H128V92H127V94L128 95H130V97H131V99H130V97L129 96H127V97H129L128 99H125L126 100V102H124V100H123V102H124V104H126L127 103V105H125L126 107L128 106V104L130 103V108H128V111H127V113H126V111H125V113H124V115H121V117H122V119H121V117H120V115H117V117H115L116 119H121L122 121H123V123H122V125L124 124V123H126V124H124V126H125V128H123L124 126H122L121 125V120H117V122H119L118 124L115 122L116 120H114V122H115V124H114V122L112 123V117H111V119H110V114H111V116H113V118H114V116L116 115V114H118L119 112H123V110H125V108H124V104H123V106H122V104L120 105V107H123V108H117L116 107V109H117V111H118V113H116L115 114V110H113V109H111L112 110V112L110 113L109 111V113L110 114H108V116H107V119H106V116L104 117L105 119L104 120H106L103 124H105L106 123V125H105V127L106 128H104L103 127V124H99V119H100V117H99V115H98V119H97V121L94 119V117L92 118V119H90V118H88L85 114L87 113L86 111L85 112H83V111H80L79 113L80 114H82V115H85V117H87L86 118V120H88L89 121V123H86V122H88V121H86V122H84L83 121V119H82V117L83 118H85L84 116H79L78 114V112H76V111H78V110H81V108L82 109H85V108H87V104L85 105L82 101H81V99H80V101L82 102V103H80L79 105L81 106H79L78 105V109H76V108H74V107H76L77 106V104L75 105V104H73V106L71 105V107L69 106V104L67 105V106H69L70 107V109H69V107H67V106H65L64 108L66 109L65 111H66V113L65 114H67V117L66 118H64L65 120H66V122H65V120H64V122H65V124L66 123H69V124H67L66 126H68L69 128H72L73 130H74V132H80L81 131V133H82V130H83V132H84V130L86 131V130H88L90 127V130L93 128V126H95V127H97V128H99V130H101V128H104L105 130L107 129V131H105V133L106 132H108L109 133V135H108V138H110V144H108V148H110L109 149V151H110V153H112L115 157H116V159H118V160H123L122 162H120L121 164L123 163V162H125V163H123L124 164V166H123V164H122V169H124V174H125V172H126V176H129V175H131L132 173V177H133V175H135L134 177H135V179H133V180H139V177H140V180L139 181H143L144 179H143V177H142V173L141 172H138V173H141L142 175L140 176V174L139 175H137V168L139 167V169H138V171L141 169V167L138 165V166H136V165H133V164H135L136 162H135V159L133 158H129V156H130V152H132L133 151V149H132V151L131 150H126L125 149V146L123 147V145H126V141H127V135H128V133H129V129L127 128V127H129L130 128V126H135L136 124L138 125V122H139V127H140V130H139V134L142 132V131H144V129L142 128V123H144V122H142V121H144V119H145V121H146V118H147V116H149V115H151V110L153 109V108H158L159 107V104H160V102H159V99L158 98H160L161 97V95H159V97H158V95L157 94H159V93H157L158 91L156 90L157 88H158V90H159V87L158 86H154V87H157L156 89H154L153 90V93L151 94V91H149V89H148V87L146 86H144V85H142L141 83H142V77H141V82L139 83V80H140V73H139V71H138V69H139V67H138V65L137 64H135L134 62H132L133 60L131 59V64L129 65V64H127V63H129L128 61L129 60H127V62H125L124 61V63H122ZM16 62V61H15ZM13 63L15 66H16V63ZM103 62H105L106 63V65H103ZM93 63V64H92ZM133 63V64H132ZM227 63V64H226ZM12 64V65H13ZM21 64V74H25V73H27L28 72V69H29V66H28V64L27 65H25V62L23 61V62H21L20 63ZM14 65H13V67H14ZM115 65V68L117 67L116 66V64H114ZM125 67V66H127V69H125V68H123V66ZM210 65V66H209ZM261 65L263 66V67H261ZM28 66V67H27ZM100 66L98 65V67H99V70H100ZM134 66V67H133ZM136 66H137V68H136ZM12 67V73L9 75V77H8V81H1L0 80V95L1 96H3L2 98L4 99V95L3 94H6V93H8L9 91H16L15 93H17V89L15 88V87H18V84H21L22 83V81L21 80H19L20 78L19 77H17V76H19V75H16L15 74V70H14V68ZM20 67V66H19ZM16 68V67H15ZM25 68V69H24ZM27 68V69H26ZM260 68H262V70L260 69ZM4 69V68H3ZM2 69V72L4 73L5 72V75L7 74L6 72L8 71V69H4L3 70ZM96 69V70H95ZM119 69H120V71H119ZM167 69V68H166ZM165 69V76L166 77H164V75H161L160 73L159 74H156V76H158V80H162L163 82L161 83V82H159L158 81V83H160V84H167V85H170L169 87H168V89L170 90V93H172V94H175V95H178L177 97H181L180 99H182V95H183V92H184V90H181V82L178 80V81H174L173 80V78L171 77V75H170V72H169V70L167 69L166 70ZM226 69H228L231 73H229L228 72V70H226ZM7 70V71H6ZM101 70H102V68H101ZM234 72V74H233V72ZM86 71H87V73H86ZM88 71H90V74L88 73ZM113 71H115V70H113ZM211 73H210V72ZM239 71V72H238ZM243 71V72H242ZM109 72H112V71H109ZM108 72V73H109ZM125 71H123V74H125L124 73ZM247 72H249V73H247ZM8 73H9V71H8ZM86 73V74H85ZM102 75H101V74ZM105 73V74H104ZM131 73H132V75H131ZM156 73H158V72H156ZM175 73V72H174ZM173 72H171V74H174ZM257 73V74H256ZM211 74V75H210ZM227 74V76H225ZM8 75V74H7ZM90 75V76H89ZM233 77H231V76ZM173 76V75H172ZM168 77H169V79H168ZM214 77H216V78H214ZM227 77V78H226ZM166 78V79H165ZM210 78H206V83H207V87H208V85L209 84H212L211 82L209 83V81H211V80H207V79H210ZM236 78V79H235ZM256 78V79H255ZM156 79H157V77H156ZM156 79H154V83L155 82H157L156 81ZM163 79H165V81L163 80ZM168 79V80H167ZM174 79H176L175 78V76H174ZM221 81H220V80ZM232 79V80H231ZM119 80V79H118ZM177 80V79H176ZM256 80V81H255ZM145 81V80H144ZM223 81V82H222ZM259 81V82H258ZM139 84H138V83ZM146 82V81H145ZM165 82V83H164ZM177 82V83H176ZM261 82V83H260ZM135 83H137V84H135ZM144 83V82H143ZM153 83V84H154ZM158 83H156L157 85H158ZM263 83V84H262ZM141 84V85H140ZM145 84V83H144ZM155 84V85H156ZM159 84V85H160ZM231 85V86H230ZM139 86V87H138ZM210 86V85H209ZM233 86H235V87H233ZM1 88H4V90L1 92ZM6 88V89H5ZM13 88H15V89H13ZM231 88H232V90H231ZM238 88H240V90L238 89ZM258 88V89H257ZM237 89V90H236ZM8 90V91H7ZM126 90V91H127ZM131 90V91H130ZM156 90V92L154 93V91ZM176 90H181V92H179V91H177L176 92ZM225 90V91H224ZM228 90V91H227ZM238 90H239V92H238ZM26 91H28V90H26ZM227 91V92H226ZM243 91V92H242ZM257 91H258V93H257ZM257 94H256V93ZM179 93V94H178ZM223 93V94H222ZM250 93V94H249ZM182 94V95H181ZM242 94L244 95V96H242ZM246 94V95H245ZM256 94V95H255ZM75 95V96H76ZM179 95H181V96H179ZM248 95V96H247ZM183 96H185V95H183ZM222 96V97H223ZM259 96H261V93H260V95ZM120 97V96H119ZM124 97V96H123ZM186 97H189V96H186ZM243 97H246V98H243ZM248 97H250V98H248ZM240 98H241V100H240ZM251 98L253 99V100H251ZM261 98V97H260ZM259 98V99H260ZM262 98H263V94H262ZM121 99H123V98H121L120 97V101H122ZM130 99V100H129ZM189 99V101H191V102H189L188 101V105L190 106V108L189 109H191V110H193L194 109V107L193 106H198L197 104H198V102L197 101H194L195 99H193V97H190V98H187V100ZM242 99H244L243 101H242ZM247 99V100H246ZM250 99V100H249ZM93 100V101H92ZM129 100V101H128ZM187 100H186V102H187ZM239 100V101H238ZM96 103H95V102ZM129 103H128V102ZM179 101H182V100H179ZM241 101V102H240ZM250 103H249V102ZM260 101V100H259ZM108 102V103H107ZM111 102V101H110ZM119 102V101H118ZM239 102V103H238ZM3 103V104H2ZM14 101H11V103L9 102V103H4L3 101H0V130H2V128L1 127H3L2 126V124L3 123H5V121L9 118L8 116L11 114V111H13V110H11V108L14 106ZM117 103V102H116ZM120 103H122V102H119L117 105H119ZM190 103V104H189ZM195 103V104H194ZM236 103V105H237V107H235L236 105H234ZM242 103V104H241ZM249 103V104H248ZM67 104V103H66ZM65 104V105H66ZM83 104H84V106H83ZM109 104V105H108ZM191 104H192V106H191ZM246 106H245V105ZM253 104V106H251V105ZM259 104H260V102H259ZM75 105V106H74ZM187 105V106H188ZM234 105V106H233ZM241 106V107H238V106ZM249 105V106H248ZM255 105V106H254ZM103 106V107H102ZM228 106V107H227ZM231 106V107H230ZM242 106H244L245 108H246V110L245 111H243L242 110V108H244V107H242ZM74 109H73V108ZM99 107V108H98ZM191 107H193V109L191 108ZM234 107L237 109H235L234 110ZM248 107H250V110L249 111H247L249 108ZM252 107H254L253 109H252ZM42 108V107H41ZM41 108H38L37 107V112H35L36 114H37V116H36V114L34 115V117L37 119V117H38V119H40V120H34L35 118L32 116L31 117V119L29 120L30 121V123L32 124L33 123V121H34V124H35V122H36V124L38 123V125H35L36 126V128H37V126H38V128H37V130L39 129V127H40V123L39 122H41L42 120H43V113H42V109ZM198 108V107H197ZM196 108V109H197ZM13 109V108H12ZM41 109V110H40ZM71 109H73V110H71ZM91 109V107H90V104H89V110ZM100 109V110H99ZM104 109L102 110V111H104ZM119 109V110H118ZM127 109V108H126ZM167 109V110H166ZM166 109L164 108V109H161V110H163V111H165L166 113L167 112H169V111H173L174 110V107H172V106H167L166 107ZM254 109H255V111H254ZM71 110V111H70ZM76 110V111H75ZM88 110V109H87ZM88 110V111H89ZM93 107H92V111H90V112H93ZM197 110H199V109H197ZM226 110V111H225ZM229 110V111H228ZM234 110V111H233ZM243 111V113H245L244 115H241L242 113L240 112V111ZM251 110H253V114H255L254 115V117L251 115V113H250V111ZM73 111V112H72ZM104 111V112H105ZM106 111V113L105 114H103V113H101V115H102V117H103V115H107V112ZM131 111V112H130ZM194 111V110H193ZM193 111H191V113H193ZM241 113H239V112ZM259 111V112H258ZM10 112V113H9ZM129 112L130 113H133L132 114V116H131V114L129 115V117H128V114H129ZM200 112H201V110H199L198 111V113L200 114ZM202 112H203V110H202ZM202 112H201V114L200 115H202ZM231 112H233V113H231ZM234 112H235V114L236 115H234ZM247 112V113H246ZM248 112H249V114H248ZM252 112V111H251ZM7 113H9L8 115H7ZM42 113V114H41ZM74 113V114H73ZM75 113H77L76 115H77V118H74L75 117ZM84 113V114H83ZM94 113V112H93ZM92 113V114H93ZM95 113H94V115H95ZM239 113V114H238ZM260 113H262V112H260ZM260 113H259V117H260ZM92 114H91V116H92ZM112 114H114V115H112ZM123 114V113H122ZM127 116H126V115ZM15 115V114H14ZM41 115V116H40ZM68 115H71V117L70 116H68ZM88 115H89V112H88ZM199 115V116H200ZM224 115H223V117H224ZM234 115V116H233ZM242 117L243 116V119L242 118H239L240 116ZM245 115H246V117L247 116H249L250 117V119H249V117L248 118H245ZM74 116V117H73ZM78 116H79V118H81V120L83 121L82 123H76L75 124V122H77V121H74V119H78L79 120V118H78ZM90 116V115H89ZM152 116V115H151ZM151 116H150V118H151ZM217 116V115H216ZM237 116V117H236ZM6 117H8V118H6ZM101 117V118H102ZM119 117V118H118ZM123 117H124V120H123ZM128 117V118H127ZM235 117V118H234ZM33 118V119H32ZM74 118V119H73ZM114 118V119H115ZM200 119H202V118H204L205 119V117L204 116H201V117H199ZM230 118V119H229ZM237 118V119H236ZM247 119L246 121H245V119ZM72 119V120H71ZM133 120V122H135V125H134V123H130L131 122V120ZM143 119V120H142ZM148 119H149V117H148ZM203 119V120H204ZM217 119H220V118H216V121H218ZM234 119H236L235 121H234ZM81 120L79 121V122H81ZM94 120V121H93ZM101 120V119H100ZM127 120H129L130 122H128V126L126 127V125H127ZM140 120H141V122H140ZM246 123V125H244L243 123V121ZM39 121V122H38ZM73 121H74V123H73ZM91 121H93L92 123H93V125H92V123H91ZM96 121V122H95ZM200 121H202V120H200ZM241 121V122H240ZM253 121V122H252ZM43 122V121H42ZM97 122H98V124H97ZM147 122V121H146ZM145 122V123H146ZM203 122V121H202ZM29 123V124H30ZM83 123H86V125L85 124H83ZM130 123V124H129ZM201 123V122H200ZM255 123H257V124H255ZM31 124H30V126H31ZM43 123H41V125H42ZM90 124V125H89ZM94 124H96V125H94ZM140 124H141V126H140ZM4 125V124H3ZM57 125V124H56ZM59 125V124H58ZM71 125V126H70ZM73 125H75V126H73ZM77 125V126H76ZM87 125H88V127H87ZM101 125H102V127H101ZM253 125V126H252ZM33 126V125H32ZM43 127H41L39 130H38V132L40 131V130H43V131H40V133H38V136L40 137V139H36V141L37 140H40V141H37V144L35 143L34 145H36V147L37 148H35V146H34V148L36 149V150H34L37 154H39V152H40V154H43V155H45L46 154V157L47 158H49L50 160H53L54 159V161L56 160L57 161V163L56 164H58L59 163V166H60V168H62V166H67V164L69 163V164H71V160L72 159H70V158H72L70 155H72V154H70L71 152L70 151H66L67 149H64V148H61L62 146L63 147H65V145H62L60 142H61V140H62V137L60 136L59 137V135L58 136H56L58 133H55L54 134V129L52 130V132L53 133H51V132H49V131H51V130H45V129H43V128H45V125H42ZM82 126H84V127H81ZM101 128H100V127ZM115 126H118V127H115ZM60 126H57V127H55L57 130H60V128H59ZM76 130H78V131H75V129ZM77 127V128H76ZM87 129H86V128ZM133 127H131L132 129H133ZM136 127V126H135ZM69 128H67L66 127V129L68 130ZM81 128V129H80ZM130 128V129H131ZM31 129H32V127H31ZM33 129H35V127H33ZM47 129V128H46ZM72 129H69V130H71V131H73ZM251 129V130H250ZM253 129V130H252ZM89 130V131H90ZM102 131V130H101ZM100 131V132H101ZM150 131V130H149ZM149 131H147V133L149 132ZM29 132H31L30 131V129H29ZM57 132V131H56ZM78 132V133H79ZM87 132V131H86ZM128 132V133H127ZM146 132V131H145ZM151 132V131H150ZM246 132V133H245ZM108 133H106V134H108ZM144 133V132H143ZM147 133H145L147 136V141L148 142H146V143H148L147 144V146H148V148L150 149L149 151H153V153L154 154H150V157L149 158H153V157H155V158H158L159 159V157H160V159H162L163 158V156H165L163 159H167L168 157H169V154L168 153H166V152H164V154L165 155H161V154H163V151H161V154H160V152H159V154H158V156H157V151L159 150L160 151V149H159V145L161 144L162 145V147H161V145H160V148L162 149V150H164L165 148H167V146H169L170 145V143L171 144H173L174 143V139L172 140V139H170V138H166V139H161V140H163V143H161V142H159L158 143V145L156 144V143H154L155 142V139H154V137H152L151 135H152V133H149L150 135L148 136V134ZM251 133V134H250ZM4 134H6V133H4ZM258 134V133H257ZM41 135V136H40ZM175 135H178L177 133H175ZM250 135V136H249ZM256 137H255V136ZM7 136V135H6ZM141 136H143L142 135V133H141ZM145 136V135H144ZM150 136H151V138H153V139H150ZM179 136V135H178ZM254 136V137H253ZM58 137V138H57ZM145 137V138H146ZM148 137H149V139H148ZM253 137V138H252ZM59 138H61V140L59 139ZM145 138H143V140L145 139ZM255 138V139H254ZM247 141H246V140ZM251 139H254V141H252ZM258 139H261V141L260 140H258ZM59 140V141H58ZM152 140H154V141H152ZM160 140V141H161ZM165 140V141H164ZM258 140V141H257ZM35 141V142H36ZM108 141V142H109ZM123 141H124V143H123ZM171 141V142H170ZM179 141V139L177 140L176 139V144H178L177 146H180L179 148H181V145H180V143L182 142L181 140H180V142H178ZM38 142H40V143H38ZM164 142L166 143V145H164ZM62 143H63V141H62ZM154 143V144H153ZM174 143V144H175ZM261 143H262V145H261ZM60 144V145H59ZM64 144V143H63ZM156 144V145H155ZM175 144V145H176ZM247 144V143H246ZM62 145V146H61ZM155 145V146H154ZM164 145V146H163ZM61 146V147H60ZM156 146H157V148H156ZM263 146V147H262ZM262 147V148H261ZM155 148L157 149V151L155 152ZM260 148V149H259ZM58 149L60 150V151H58ZM63 149V150H62ZM257 149V150H256ZM135 150V149H134ZM180 151L182 150V149H179ZM183 150H185V148H183ZM187 150V149H186ZM262 151V153H261V151ZM42 151V152H41ZM47 151V152H46ZM44 152V153H43ZM185 152H187V151H185ZM185 152H184V154H185ZM85 152L83 151V153H82V158L83 159H85V162L86 161H88V159L87 158H85V155H86V153L84 154ZM150 153H152V152H150ZM260 154V155H259ZM84 155V156H83ZM153 157H152V156ZM155 155V156H154ZM81 156V155H80ZM80 156H78V158H81ZM88 156V158L90 157L89 155H88V153H87V155H86V157ZM157 156V157H156ZM162 156V157H161ZM168 156V157H167ZM170 156H171V153H170ZM53 157H55V158H53ZM131 157H132V155H131ZM172 157H174V155L172 154ZM169 158L170 160L171 159H173V158ZM81 158V159H82ZM91 158V157H90ZM90 158H89V160H90ZM82 159V160H83ZM87 159V160H86ZM130 159V160H129ZM169 159H167V161H170ZM91 160H92V158H91ZM90 160V161H91ZM151 160V159H150ZM153 160H155V159H153ZM157 160V159H156ZM191 160H192V158H191ZM55 161V162H56ZM70 161V162H69ZM117 161V160H116ZM84 161H83V163L84 164H88L87 162L85 163ZM89 162V161H88ZM156 162V161H155ZM60 163H61V165H60ZM133 163V164H132ZM130 164H132V166L130 165ZM251 164V165H250ZM248 165V166H247ZM58 166V165H57ZM58 166V167H59ZM64 166V167H65ZM134 166V167H133ZM137 168H136V167ZM251 166V167H250ZM124 167V168H123ZM168 167V166H167ZM170 167H171V165H170ZM262 167H263V169H262ZM133 168H136L135 170H133ZM247 168V169H246ZM135 172L136 171V174L133 172V171ZM174 170H176V168L174 169ZM182 170V171H181ZM141 171V170H140ZM178 171H180V172H178ZM130 173V174H129ZM172 173V174H171ZM250 173V174H249ZM123 173H122V175H124ZM127 174H129V175H127ZM182 174V175H181ZM253 174V175H252ZM162 175H160V176H162ZM240 175V174H239ZM250 175V176H249ZM137 176H139V177H137ZM159 176V177H160ZM182 176V177H181ZM158 177V178H159ZM178 179H177V178ZM236 177V176H235ZM258 177V178H257ZM255 178V179H254ZM152 179H154V178H152ZM261 180L263 181V182H261ZM139 181L137 182V184L139 183ZM244 181H246V182H244ZM25 182L26 181H24L23 183L25 184ZM144 182V181H143ZM244 182V183H243ZM261 183V184H260ZM166 184V183H165ZM257 185V186H256ZM169 186V185H168ZM255 187V188H254ZM138 189H139V187H138ZM253 190V191H252ZM246 192V193H245ZM203 193H205L204 191H203ZM129 194V193H128ZM246 194H247V196H246ZM165 195V194H164ZM171 195L169 194V196L171 197ZM193 195V196H192ZM198 195V196H197ZM222 195H224V194H222ZM226 195V194H225ZM160 196H162V195H160ZM168 196V197H169ZM195 196V197H194ZM204 196H205V194H204ZM142 197H144L145 198V201H147L148 199L146 198L147 197V194H144ZM166 197H167V195H166ZM169 197V198H170ZM201 197V201L199 200V198ZM222 197V196H221ZM226 197V196H225ZM172 198V197H171ZM170 198V199H171ZM223 198V197H222ZM202 199H203V201H202ZM229 200V199H228ZM205 201V202H204ZM196 202H198V203H196ZM211 202V203H212ZM246 202H247V204H246ZM158 203V202H157ZM156 203V204H157ZM203 203V204H202ZM197 204V205H196ZM246 204V205H245ZM52 206V207H51ZM50 206V208L49 209H51V210H49L48 212H50V215L53 213V215H52V219H50V215L49 216H47V218H49L50 219V222H49V219H47V220H45L46 218H44L43 219V221L45 220V223H50L49 224V227L51 226V227H53V229L50 227V230L53 232L54 230V232H53V234H50L51 236H48V238L47 239H44V241H45V243L42 245L43 247H42V250H43V255H47V260L48 259H51L52 258V251H50V248H51V246L53 245L54 246V243H56L57 241H58V232H59V230L61 229L60 228V226L61 225H59V230H57V226H58V223L59 224H63V223H66V224H63V226H65V227H63V228H66V226L67 225H69V222L68 221H64V222H60V220H59V218L61 217L63 220H64V218H65V213L64 212H62L61 210H59V209H57L56 207H57V205L56 206H54V204L53 205H51ZM54 206V207H53ZM171 206V205H170ZM231 206V207H230ZM239 206V207H238ZM242 206V207H241ZM249 208H248V207ZM139 207V206H138ZM169 207V206H168ZM209 209H208V208ZM211 207H213L214 208V212L212 213V211L210 212V208ZM241 207V208H240ZM244 207V208H243ZM59 208V207H58ZM225 208V207H224ZM259 208L261 209V211H259ZM140 209V208H139ZM219 209H221V211L219 210ZM227 209V208H226ZM54 210V211H53ZM169 209H167V210H165V211H168ZM204 210V211H203ZM209 210V211H208ZM53 211V212H52ZM57 211H59V212H57ZM141 212V211H140ZM199 212V213H200ZM59 213H60V217H59ZM139 213V212H138ZM142 213V212H141ZM140 213V214H141ZM205 213V214H204ZM210 213H212V214H210ZM224 213V212H223ZM56 214H58L57 216H56ZM65 214V215H64ZM105 214V213H104ZM138 215L139 217L138 218H141L140 216H142V215ZM144 215V214H143ZM158 215V214H157ZM157 215H155V217L157 216ZM53 216H54V218H55V216H56V220H58V221H56V220H54V218H53ZM171 216V215H170ZM205 216H203V217H205ZM211 216V217H210ZM215 217V218H214ZM225 217V218H224ZM60 218V219H61ZM160 218H162V217H160ZM160 218L159 217H157L156 219L158 220H160ZM212 218V219H211ZM213 218L215 219V222H214V220H213ZM226 218H228V220H226ZM61 219V220H62ZM165 218L163 217L162 219H161V221H158V223H160V225L162 226V227H160V229L159 230H155V232H150V234L149 235H146V236H144V237H140L139 238V240H135V237H133L132 238V236L130 237V235L128 236V234H127V232H125L124 230H123V227H124V225L123 224H119L118 223V225H117V227L119 228V230L118 231H122V232H125L127 235H125V237L127 238V240H125L124 242H125V245L124 246H126L125 248L126 249H128L127 251H126V253L123 255V256H126V257H121V259L122 260H120V262L121 263H123L126 259H128V260H126L125 261V264H129L130 262L131 263H133L132 262V260H135L136 258L134 257V256H136V257H138L139 259H137V260H135L134 262H136V261H138L139 260V262L138 263H135V264H149V262H148V260H150L151 258H153V254L151 255V256H148V255H146L145 254V252H143V250H142V248L140 249V247L142 246L141 244H142V241L143 240H141V239H147V238H150L148 241H153L154 240V238L157 240L156 242L157 243H153V242H151V245H153V247H155L153 250H152V252L154 251H164L163 250V247L164 246H166V245H163L164 243L165 244H167V248L169 247V239L168 240H165L167 237V235H165L166 233V231H168V229H167V220H164ZM53 220V221H52ZM48 221V222H47ZM55 221V222H54ZM210 221H213V223L212 222H210ZM216 221H218V224L216 223ZM228 221V222H229ZM248 221H249V223H248ZM256 221V222H255ZM259 221V220H258ZM264 221V220H263ZM57 222V223H56ZM227 222V223H228ZM7 224H5V229L3 230L4 232H5V230L6 231H9V225L11 224L10 223V221H8V222H6ZM43 223V222H42ZM52 223L54 224V225H56V226H52ZM56 223V224H55ZM174 222L172 221V223L171 224H173ZM194 223V222H193ZM211 223L213 224V225H211ZM264 223V222H263ZM47 224V225H48ZM28 226V228L26 227V226ZM24 226L25 227H23V229H26V230H24V232H25V234L28 232V234H32V233H30L29 232V229H30V225H28V224H25ZM45 225V224H44ZM174 225V224H173ZM195 225V223L194 224H192V222H191V224H190V226L188 227L189 229H188V231L190 230V232L189 233H191V234H189V236H188V243H189V247H193L194 246V244H196V242H197V238H198V234H195L196 232H193L195 229H192L193 227L192 226H194ZM217 225V226H216ZM219 225V226H218ZM252 225H253V227H252ZM8 226V227H7ZM120 226V227H119ZM213 226V227H214ZM226 226H228V225H226ZM228 226V227H229ZM235 226V227H234ZM247 226H248V228H247ZM33 227V226H32ZM38 227H41V226H38ZM56 227V228H55ZM62 227V226H61ZM121 227H122V229H121ZM36 229L37 227L36 226H34L33 227V229ZM55 228V229H54ZM172 228V227H171ZM194 228H195V226H194ZM223 228V229H222ZM225 228H227V227H225ZM38 230H39V228H37ZM43 230H45V226H44V228H42ZM41 229V230H42ZM124 229H125V227H124ZM192 229V230H191ZM246 229V230H245ZM253 229H255V230H253ZM56 230L58 231L57 233H55L56 232ZM126 230V229H125ZM227 230V229H226ZM3 231L1 232V234H5V235H3L4 237H1L0 236V238H1V240L2 239H4V242H3V240H2V242H0L1 244H0V246H2V244H4L5 245V248L7 247V245H12L13 244V242H12V238H11V235H9V234H11L10 232H9V234H7V232H5V233H3ZM10 231H11V229H10ZM156 231H158V232H156ZM196 231V230H195ZM249 231V232H248ZM251 231H252V234H251ZM260 231V232H259ZM43 232V231H42ZM119 232V233H120ZM194 233V234H193ZM223 233V234H222ZM224 233H226V234H224ZM248 233V234H247ZM250 233V234H249ZM260 233V234H259ZM7 234V235H6ZM22 234H24L23 232H22ZM57 236H56V235ZM123 234V237L122 238H124V233H122ZM227 234H228V236H227ZM54 235V236H53ZM56 236V237H55ZM122 236V235H121ZM225 236H226V238H225ZM252 236V237H251ZM240 237V238H239ZM5 238H6V240H5ZM23 238L25 239V240H23ZM23 238L21 239V240H23V242L25 241H28L29 240V236H28V238L25 236H23ZM27 238V239H26ZM51 238V239H50ZM56 238H57V241H56ZM126 238H124V239H126ZM130 238V239H129ZM131 238H132V240H131ZM223 238H225V239H223ZM253 238V239H252ZM261 238H262V240H261ZM247 239V240H246ZM259 239L261 240V241H259ZM0 240V241H1ZM11 240V241H10ZM47 240V241H46ZM131 240V241H130ZM133 240H134V242H133ZM141 240V241H140ZM51 241H52V245L51 244H48V242L49 243H51ZM54 241V242H53ZM128 241H130V242H128ZM148 241H146V242H148ZM164 241V242H163ZM166 241H168L169 243H167ZM138 242V243H137ZM141 242V243H140ZM150 242H149V244H150ZM244 242H245V244H244ZM248 242H250V243H248ZM253 242V243H252ZM257 242H258V245H257V247H256V244H257ZM11 243V244H10ZM128 243V244H127ZM240 243V244H241ZM56 245V244H55ZM138 245V246H137ZM141 245V246H140ZM248 245V247H246ZM50 246V247H49ZM225 246V244H222V247H224ZM251 246V247H250ZM10 246H8V248H9ZM178 247V246H177ZM177 247H174V251H176L177 249V251L176 252H178V253H175V255H177V258L181 255V252H179V251H181V250H179L180 248H181V246L179 245V247L177 248ZM249 247H250V249H249ZM165 248V247H164ZM238 248V249H239ZM247 248V249H246ZM253 248V249H252ZM7 249V248H6ZM10 249V248H9ZM125 249V250H126ZM140 249V250H139ZM166 249V248H165ZM176 249V250H175ZM253 251H252V250ZM255 249V250H254ZM2 250V251H1ZM172 250V251H173ZM0 251L2 252H0L1 254H0V259H2V261H3V264H17L18 263V261L16 260V259H14L13 260V258H12V255L9 253V251L8 250H6V251H8V252H6L5 251V249H3V247H1L0 248ZM45 251V252H44ZM172 251H171V253H172ZM173 251V252H174ZM238 251H240V250H238ZM8 254H6V253ZM3 253H4V255H3ZM51 253V254H50ZM160 253V252H159ZM169 253H170V251H169ZM34 253L32 252V254H31V258L29 257L28 258V260L29 259H32V258H34V255H33ZM49 254L50 255H52V256H49ZM174 253H172V255H173ZM11 256V258H10V256ZM32 255H33V257H32ZM4 258H3V257ZM8 256V257H7ZM6 257V258H5ZM46 257V256H45ZM50 257V258H49ZM130 257H131V260H130V262H129V259H130ZM125 258V259H124ZM133 258V259H132ZM173 258H176V256H174L173 255ZM174 259L175 261L176 260H178V259ZM53 259V258H52ZM158 259V258H157ZM5 260V261H4ZM158 260H160V259H158ZM157 260V262H159ZM17 261V262H16ZM20 261L21 260H19V263L18 264H21L20 263ZM49 261V260H48ZM179 261V260H178ZM127 262V263H126ZM160 264L162 263V262H159ZM134 264V263H133Z\"/></svg>",
	"mask_w": 264,
	"mask_h": 264
}]
</instances>
